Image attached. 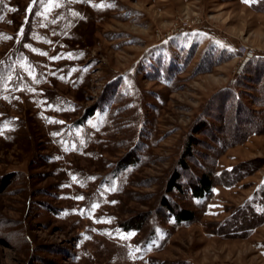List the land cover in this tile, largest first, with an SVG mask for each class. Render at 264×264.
Segmentation results:
<instances>
[{
  "label": "rangeland",
  "instance_id": "374dc122",
  "mask_svg": "<svg viewBox=\"0 0 264 264\" xmlns=\"http://www.w3.org/2000/svg\"><path fill=\"white\" fill-rule=\"evenodd\" d=\"M0 34V264H264V133L220 153L264 129V0H0ZM189 140L217 182L177 223Z\"/></svg>",
  "mask_w": 264,
  "mask_h": 264
},
{
  "label": "trees",
  "instance_id": "16d2710c",
  "mask_svg": "<svg viewBox=\"0 0 264 264\" xmlns=\"http://www.w3.org/2000/svg\"><path fill=\"white\" fill-rule=\"evenodd\" d=\"M249 77L253 75H258L262 77L264 75V57H254L247 63L245 69ZM251 79V78H250ZM230 97H231V93ZM218 94L217 96H219ZM229 96L226 98H230ZM243 108V107H242ZM243 111L238 112L234 117V124H232V136H234L233 141L225 140L221 154L224 151L234 145H238L246 141V139L253 133L263 134L264 129L251 130L249 126L255 123V117L251 110L248 108H243ZM202 130L198 128L194 130V133H200ZM196 138H192V141ZM192 146L194 143L191 140L188 141L184 154L180 159L179 167L172 173L168 184L167 193L163 196L161 200V209L165 211L166 215L173 217L177 223L192 222L196 218L195 210L186 208L174 201L169 195L172 192L183 193L185 190H190L192 196L197 199L208 198L212 195L214 186L216 185V178L211 170L203 169L202 172L194 171L190 166V161H195L197 155L194 153ZM225 147V148H224ZM245 208V207H244ZM239 210L236 216L232 218L230 223L227 225L233 230L238 229H248L252 228V222L262 215L256 208L252 205H247L246 208ZM247 211V212H246ZM133 224L130 223V226Z\"/></svg>",
  "mask_w": 264,
  "mask_h": 264
},
{
  "label": "built area",
  "instance_id": "2783aa9c",
  "mask_svg": "<svg viewBox=\"0 0 264 264\" xmlns=\"http://www.w3.org/2000/svg\"><path fill=\"white\" fill-rule=\"evenodd\" d=\"M251 57H253V54H248V56L245 58L244 63L247 62Z\"/></svg>",
  "mask_w": 264,
  "mask_h": 264
},
{
  "label": "snow or ice",
  "instance_id": "6c2138e0",
  "mask_svg": "<svg viewBox=\"0 0 264 264\" xmlns=\"http://www.w3.org/2000/svg\"><path fill=\"white\" fill-rule=\"evenodd\" d=\"M34 2H35V0H34ZM245 2H249V0H245ZM23 31V29H21V32ZM0 35H2V34H0ZM56 57H54V59H55ZM81 199H82V197H81Z\"/></svg>",
  "mask_w": 264,
  "mask_h": 264
}]
</instances>
